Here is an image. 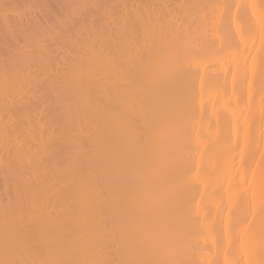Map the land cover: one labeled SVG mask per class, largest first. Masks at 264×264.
<instances>
[{"label":"bare ground","instance_id":"bare-ground-1","mask_svg":"<svg viewBox=\"0 0 264 264\" xmlns=\"http://www.w3.org/2000/svg\"><path fill=\"white\" fill-rule=\"evenodd\" d=\"M44 1L0 6V264H264V0Z\"/></svg>","mask_w":264,"mask_h":264},{"label":"rangeland","instance_id":"rangeland-1","mask_svg":"<svg viewBox=\"0 0 264 264\" xmlns=\"http://www.w3.org/2000/svg\"><path fill=\"white\" fill-rule=\"evenodd\" d=\"M15 1H16V2H15ZM15 1H14V0H13V1H12V0H0V6H1V4L3 3L2 5H3V7L5 6V7H4L5 9H9L10 11L13 10L12 12H10V14L8 13V16H10V17L13 16L15 12L17 13V12L20 11V13H21V10H22V12H25L29 5H30V6H32V5L35 6V3L38 2V1H36V2L34 3L35 0H24V1H22V0H15ZM21 1H22V2H21ZM50 2H51V1H50ZM45 3H48V8H49V10H53V11H55V14L58 12V9H56V7L59 6V5L54 4L53 1L49 4V0H48L47 2H46V0H45V1L43 2V5H42L43 7L41 6V7L37 8L35 11L39 13V12H40L39 9H42V10H43V8H46V9H47V5H46ZM52 3H53V5H52ZM44 5H46V7H45ZM50 5H51V6H50ZM55 5H57V6H55ZM30 6H29V7H30ZM54 6H55V7H54ZM6 7H7V8H6ZM20 7H21V8H20ZM24 7H25V8H24ZM1 8H2V6H1ZM1 8H0V9H1ZM4 8H3V9H4ZM19 8H20V9H19ZM33 8H34V7H33ZM15 10H16V11H15ZM23 10H24V11H23ZM37 10H38V11H37ZM42 10H41V11H42ZM56 10H57V11H56ZM44 11H45V9H44ZM13 12H14V13H13ZM12 13H13V14H12ZM38 13H36V15H39ZM58 15H59V12H58V14H56V16H58ZM39 16H40V19H41V15H39ZM39 16H38V17H39ZM58 17H61V18L64 19V17H62V14H61L60 16H58ZM50 19H52V18L50 17ZM58 19H59V20H63V19H60V18H58ZM51 21H53V20H51ZM61 32H62V31H61ZM61 35H66V33H60V35H58V37L61 36ZM61 37H62V38H61ZM61 37H60L61 40H60V38H59V46L61 47V44H62V45L64 46V48H67V47L69 46V44H68L69 42L66 41V44H65V41H64L65 39L67 40V38H66L67 36H65L64 38H63V36H61ZM40 38H41V39H40ZM40 38H38V39H39V41L42 40L41 42H43V43L40 42L42 45H44V46L47 45V46H48V43H49V46H51V48L54 46L53 43H52L53 41H51V40L48 38V36H45L44 38H42V37H40ZM45 38H47L48 40H47V39L45 40ZM38 39H37V40H38ZM43 39H44V41H43ZM62 39H63V40H62ZM49 40H50L51 42H50ZM60 41H62L61 44H60ZM33 42H34V44L36 43V41H33ZM47 42H48V43H47ZM50 43H51L52 45H51ZM67 44H68V45H67ZM65 45H67V46H65ZM63 46H62V49H63ZM62 49H61V50H62ZM58 53H59V55H62V54H60V53H62V51L60 52V50H59ZM226 61H227V60H226ZM214 62L216 63V66L219 65L218 62H217V61H214V60H213L211 63H214ZM262 102L264 103V99H263V100L261 99V101H260L261 104L259 103V105H262V104H263ZM263 114H264V111L261 113V116H262V117H261V119H262L261 122H264V115H263ZM261 148H262V146H259V148H257V153H259V152H258L259 150H260V153H261ZM254 159H256V158H254ZM254 159L252 160L253 163L251 162V166H252V167L255 166L256 163H257V160L255 161ZM109 248L112 249V247H108L107 250H110Z\"/></svg>","mask_w":264,"mask_h":264}]
</instances>
